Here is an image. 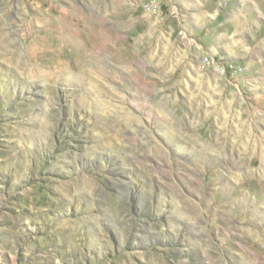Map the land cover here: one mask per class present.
Segmentation results:
<instances>
[{"label": "rangeland", "instance_id": "1", "mask_svg": "<svg viewBox=\"0 0 264 264\" xmlns=\"http://www.w3.org/2000/svg\"><path fill=\"white\" fill-rule=\"evenodd\" d=\"M0 264H264V0H0Z\"/></svg>", "mask_w": 264, "mask_h": 264}, {"label": "bare ground", "instance_id": "2", "mask_svg": "<svg viewBox=\"0 0 264 264\" xmlns=\"http://www.w3.org/2000/svg\"><path fill=\"white\" fill-rule=\"evenodd\" d=\"M79 10H80V9H79ZM79 15L81 16V15H82V13H80V12H79ZM84 44H85V43H84Z\"/></svg>", "mask_w": 264, "mask_h": 264}]
</instances>
